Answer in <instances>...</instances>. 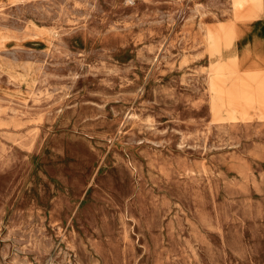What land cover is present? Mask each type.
<instances>
[{"label":"rangeland","instance_id":"1","mask_svg":"<svg viewBox=\"0 0 264 264\" xmlns=\"http://www.w3.org/2000/svg\"><path fill=\"white\" fill-rule=\"evenodd\" d=\"M219 2L0 0V264H264Z\"/></svg>","mask_w":264,"mask_h":264},{"label":"crops","instance_id":"2","mask_svg":"<svg viewBox=\"0 0 264 264\" xmlns=\"http://www.w3.org/2000/svg\"><path fill=\"white\" fill-rule=\"evenodd\" d=\"M204 9L202 7L201 11ZM205 10L201 28L214 27L220 23L225 25L229 33L226 42L221 41L219 44V54L211 60L213 64L219 61L235 62L232 71L226 70L228 91L232 86L236 95L244 94L248 90L264 95V0H259L257 6L246 1L241 7H235L232 0H226L225 4L219 2ZM212 15L223 16L215 21ZM207 57L208 55L205 56L206 59ZM259 102V105L255 103L251 107L252 111H257L253 114V119H237V122L229 126H233L232 140L242 142L243 149L257 152L246 155L264 157V100Z\"/></svg>","mask_w":264,"mask_h":264},{"label":"bare ground","instance_id":"3","mask_svg":"<svg viewBox=\"0 0 264 264\" xmlns=\"http://www.w3.org/2000/svg\"><path fill=\"white\" fill-rule=\"evenodd\" d=\"M7 30V29H6ZM20 31H21V29H20ZM20 33V32H19ZM28 33V32H27ZM35 35V34H34ZM3 37H5V36H3ZM25 37V36H24ZM34 37V36H33ZM206 37H208L209 38V32H207L206 33ZM2 38V37H1ZM4 39V38H3ZM2 39V40H3ZM25 39V38H24ZM6 40V39H5ZM16 40V39H15ZM21 40V39H20ZM13 55V54H12ZM14 61V60H13ZM25 63V62H24ZM26 64V63H25ZM21 66V65H20ZM219 66H221V64L219 65ZM25 68V67H24ZM220 69H221V67H219ZM219 68L215 71L216 73H218L219 72ZM225 69V68H224ZM224 69H223V71H224ZM221 71H222V69H221ZM222 71V72H223ZM225 72V71H224ZM224 74V73H223ZM212 86H215V83L214 82H212V84H211ZM219 90V91H218ZM218 90H217V92H218V94H219V92H220V88H218ZM246 93H244L245 94V96H250V94H252V92H250L249 90L248 91H245ZM239 95V94H238ZM230 96H232V95H230ZM219 99H221V96H219ZM50 263V262H49Z\"/></svg>","mask_w":264,"mask_h":264}]
</instances>
